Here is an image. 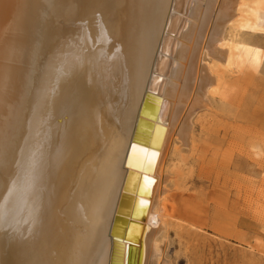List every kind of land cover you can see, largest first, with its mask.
<instances>
[{
  "label": "bare ground",
  "instance_id": "obj_1",
  "mask_svg": "<svg viewBox=\"0 0 264 264\" xmlns=\"http://www.w3.org/2000/svg\"><path fill=\"white\" fill-rule=\"evenodd\" d=\"M261 34L264 0H0V264H163L167 156Z\"/></svg>",
  "mask_w": 264,
  "mask_h": 264
},
{
  "label": "rangeland",
  "instance_id": "obj_2",
  "mask_svg": "<svg viewBox=\"0 0 264 264\" xmlns=\"http://www.w3.org/2000/svg\"><path fill=\"white\" fill-rule=\"evenodd\" d=\"M253 41L258 69L229 74L230 97L193 120L196 146L167 156L163 264H264V34Z\"/></svg>",
  "mask_w": 264,
  "mask_h": 264
},
{
  "label": "water",
  "instance_id": "obj_3",
  "mask_svg": "<svg viewBox=\"0 0 264 264\" xmlns=\"http://www.w3.org/2000/svg\"><path fill=\"white\" fill-rule=\"evenodd\" d=\"M144 102L145 101L142 102V106L139 110V113L144 105ZM138 124H139V120L137 119L132 136H131V140H130L131 142H133L134 140V136H135ZM132 179L134 180V183L132 186L128 187V184L130 183V180ZM138 181H139V175L133 174L130 171L126 172L124 176L123 184L121 186V192H120L117 206L115 209V214L113 216V220H112L111 227H110L109 234L112 237L116 235V232L118 229L120 230L124 229V227L126 226V223H127L126 216H127V212L129 211L128 207L131 205V199H132L131 194L135 191Z\"/></svg>",
  "mask_w": 264,
  "mask_h": 264
},
{
  "label": "snow or ice",
  "instance_id": "obj_4",
  "mask_svg": "<svg viewBox=\"0 0 264 264\" xmlns=\"http://www.w3.org/2000/svg\"><path fill=\"white\" fill-rule=\"evenodd\" d=\"M139 150L138 149H136L135 147L133 148V155L135 156L136 155V153L138 152Z\"/></svg>",
  "mask_w": 264,
  "mask_h": 264
}]
</instances>
